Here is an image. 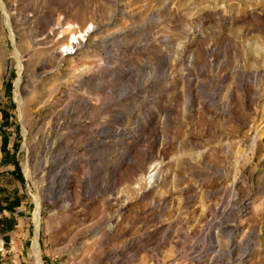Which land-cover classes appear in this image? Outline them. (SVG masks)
I'll use <instances>...</instances> for the list:
<instances>
[{
	"label": "rangeland",
	"instance_id": "1",
	"mask_svg": "<svg viewBox=\"0 0 264 264\" xmlns=\"http://www.w3.org/2000/svg\"><path fill=\"white\" fill-rule=\"evenodd\" d=\"M38 258L264 264V0H0V264Z\"/></svg>",
	"mask_w": 264,
	"mask_h": 264
},
{
	"label": "bare ground",
	"instance_id": "2",
	"mask_svg": "<svg viewBox=\"0 0 264 264\" xmlns=\"http://www.w3.org/2000/svg\"><path fill=\"white\" fill-rule=\"evenodd\" d=\"M57 25H60V26L59 27H54L53 29L50 30V33H52L54 36H56L57 30L59 28L61 29L62 23L59 21V22H57ZM67 30L65 28L64 30L61 31V33L63 34V39L56 42L57 43L56 45H58V46H54L56 48V50L59 51L60 55H62V53L64 55L65 54L74 53L75 52L74 48L85 39V36H86L87 32L89 31V28L86 29L84 33L83 32L81 33L80 30L77 31V32H73L72 31L70 33V37H68L69 34L67 33ZM22 68H23L22 61H20L19 62L20 75H22ZM20 82H21V77L16 81V96L20 92L19 89H21L20 88ZM21 105H22V103L20 101V103H19V108L20 109H21ZM154 177H155V171L154 172L153 171L150 172L149 179L152 180ZM37 205H38L37 206L38 208L36 207L37 211H35V212H36V219L38 220V218H39V210H40L39 201L37 202ZM34 247H35V250H36L37 249L36 243H35ZM37 254H39V253H37ZM38 264H42L40 258H38Z\"/></svg>",
	"mask_w": 264,
	"mask_h": 264
}]
</instances>
